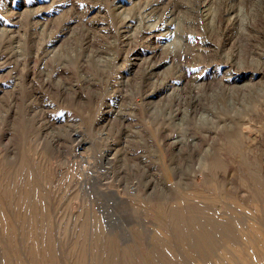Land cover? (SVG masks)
<instances>
[{"label":"rangeland","instance_id":"1","mask_svg":"<svg viewBox=\"0 0 264 264\" xmlns=\"http://www.w3.org/2000/svg\"><path fill=\"white\" fill-rule=\"evenodd\" d=\"M0 264H264V0H0Z\"/></svg>","mask_w":264,"mask_h":264}]
</instances>
